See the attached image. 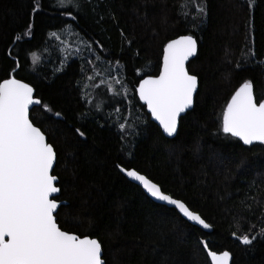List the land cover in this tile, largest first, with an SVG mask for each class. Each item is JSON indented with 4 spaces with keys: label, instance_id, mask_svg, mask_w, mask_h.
Masks as SVG:
<instances>
[{
    "label": "trees",
    "instance_id": "1",
    "mask_svg": "<svg viewBox=\"0 0 264 264\" xmlns=\"http://www.w3.org/2000/svg\"><path fill=\"white\" fill-rule=\"evenodd\" d=\"M186 1L81 0L74 20L55 0H0V78L13 59L22 63L17 78L33 84L51 110L34 108L30 119L57 150L53 174L60 178V200L68 205L60 210L58 223L63 230L99 239L107 264H160L164 257L169 264H210L201 240L208 250L228 251L231 264H264V144L243 145L217 133L220 115L244 79L254 81L258 97L264 94V0H253L251 6L247 0H203L206 15L185 21L178 8ZM29 23L31 35L17 41L16 34ZM68 24L92 52L59 67L58 53L46 52L49 34ZM185 34L197 39L188 70L198 77V91L178 133L167 139L134 89L145 75H158L163 45ZM250 50L255 59L244 63ZM32 52L40 57L36 65ZM238 60L243 71L235 69ZM100 62H119L125 96L117 86L119 95L106 92L95 101L92 94L91 103L83 98L85 77L93 76ZM105 100L96 110L94 104ZM118 123L134 126L129 131L138 135L122 138ZM117 164L139 171L186 202L212 231L152 202ZM148 220L162 225L165 234L148 230ZM244 235L256 238L244 245Z\"/></svg>",
    "mask_w": 264,
    "mask_h": 264
},
{
    "label": "snow or ice",
    "instance_id": "2",
    "mask_svg": "<svg viewBox=\"0 0 264 264\" xmlns=\"http://www.w3.org/2000/svg\"><path fill=\"white\" fill-rule=\"evenodd\" d=\"M247 3L251 6L253 0H247ZM55 6L63 8L74 20L77 17L73 16V12L78 15L82 9L81 0H55ZM185 8L193 9L200 17L206 15V5L202 0L198 3L187 0L179 6L178 15L187 21L192 13L185 11ZM38 10V5L34 3L32 11ZM32 27L29 23L27 30L16 34L15 39L19 41L30 36ZM66 27L71 29L73 26L68 24ZM49 35L60 40L56 32ZM88 51L92 52L90 46ZM196 53L197 39L193 35L185 34L169 39L163 45L159 74L145 75L134 89L139 101L146 105L151 118L158 122L161 134L166 137H174L178 133L181 114L194 106L198 77L189 72L186 62ZM100 59L97 57L98 61ZM254 59L255 54L250 50L244 57V63ZM31 61L36 65L40 62V57L32 52ZM87 63L93 62L89 60ZM235 69L244 70L241 61L236 62ZM22 71L24 65L13 59L5 78H0V264H107L99 239L63 230L58 223L60 210L68 205L60 200V178L53 174L57 150L47 141L41 128L30 119V106L51 110L37 97L33 84L17 78ZM83 71L84 69L82 73ZM113 71L117 75H112ZM119 72L117 62L115 68L109 66L104 73L107 79L99 72L85 78L95 81L99 77V85L93 84V87L104 86L107 92L116 96L119 92L115 86L124 87ZM91 96L92 93H87L83 98L91 103ZM106 103V100L95 103L94 107L99 111ZM56 115L59 116L60 113ZM81 115L86 118L85 114ZM129 127L134 129V126L118 123L122 138L138 135L134 130L130 132ZM75 132L80 137L85 136L80 128L75 129ZM217 133L238 138L244 145H252L254 142L264 144V94L261 97L256 95L252 79H244L231 95L220 115ZM194 151H200V146H194ZM242 164L243 161L237 167ZM116 167L138 182L151 197L172 205L187 221L201 225L204 229L212 227L200 214L191 210L186 202L166 194L161 185L146 175L120 164ZM145 227L161 236L165 234L163 226L158 222L148 220ZM233 235L236 233L233 232ZM255 238L244 235L240 239L244 245H251ZM199 243L205 250L208 249L205 241L201 240ZM207 256L211 258V264H229L228 251L218 254L207 250ZM160 264H169L168 258H162Z\"/></svg>",
    "mask_w": 264,
    "mask_h": 264
},
{
    "label": "rangeland",
    "instance_id": "3",
    "mask_svg": "<svg viewBox=\"0 0 264 264\" xmlns=\"http://www.w3.org/2000/svg\"><path fill=\"white\" fill-rule=\"evenodd\" d=\"M194 2L198 3L199 0H194ZM202 2H203V0H202ZM186 10L190 11L192 13L191 16L193 18L199 17L198 15H196V13L194 12L193 9L186 8ZM57 34L60 36V40H56L55 38L50 37L51 42L49 44L48 50L46 51L48 55L51 54L50 51L51 52L55 51L56 53H58L60 60L63 61V63H64V62L68 61L70 58L78 57L79 54L89 53L88 46L91 47V45L86 40L81 38L72 29H69L68 27H66L65 29L58 32ZM80 50H83V51H80ZM60 65H62V62L59 64V67H60ZM109 66L115 68L114 65H110V64L105 63V62H100L98 65V69L95 71L94 75H96V73L99 72V73H101V75L103 76L104 79H107V76L104 75V73L107 72V69ZM112 75H117V73L115 71H113ZM99 79L100 78L98 77L95 81L87 80L85 83V87H84L86 94L87 93L94 94L95 101H97V99H99L103 93L107 92V89L104 86H100L99 92L95 93L94 89L96 87H93V84L99 85ZM115 87H116V90L119 89L117 86H115ZM121 93H123L124 96L126 95V91H125L124 87L121 89Z\"/></svg>",
    "mask_w": 264,
    "mask_h": 264
},
{
    "label": "water",
    "instance_id": "4",
    "mask_svg": "<svg viewBox=\"0 0 264 264\" xmlns=\"http://www.w3.org/2000/svg\"><path fill=\"white\" fill-rule=\"evenodd\" d=\"M177 38V37H176ZM175 39V38H174ZM197 51H198V44H197ZM197 54V53H196ZM162 56H163V54H162ZM196 57V55L195 56H193V57H190L189 58V61L188 62H186V67L188 68V64L194 59ZM161 63H162V59H161ZM159 74V73H158ZM138 85V84H137ZM198 91V90H197ZM197 93V92H196ZM196 93L194 94V99H195V95H196ZM136 96H137V98H138V100H139V97H138V94L136 93ZM230 100V99H229ZM140 102V104L141 105H143V102L142 101H139ZM144 106V108H145V112L149 115V118H150V121L152 122V123H154L158 128H159V125H158V122L157 121H155V120H153L152 118H151V114L150 113H148V111H147V107H146V105H143ZM38 106H35V105H33V106H30V112L34 109V108H37ZM193 108V107H192ZM192 108L191 109H188V110H186V112L185 113H182L181 114V117H183L187 112H189V111H191L192 110ZM181 117H180V119H181ZM180 121V120H179ZM178 127H179V124H178ZM160 129V128H159ZM160 131H161V133H162V129H160ZM164 136V135H163ZM176 136V135H175ZM174 136V137H175ZM165 138H167V139H173L174 137H166V136H164ZM234 138V137H233ZM236 140H238V138H235ZM239 141V140H238ZM241 144H243V142L242 141H239ZM254 143H258V142H254ZM244 145V144H243ZM119 170V169H118ZM120 172V171H119ZM121 173V172H120ZM129 182H131V183H133V184H135L136 186H138L141 190H142V192L152 201V202H154V203H156V204H159V205H162V206H165V207H167V208H172V209H174V207L172 206V205H168L166 202H162V201H158V200H156L155 198H153V197H151L150 196V194H148L143 188H142V186H140L139 184H138V182H136V181H133L131 178H129V177H127L124 173H121ZM141 174V173H140ZM175 210V209H174ZM176 211V210H175ZM177 212V211H176ZM178 213V212H177ZM180 216V215H179ZM181 218L182 219H184L185 221H187L186 220V218H183L182 216H181ZM188 223H190V224H192V225H194V226H196V227H198L199 229H201V230H203L204 232H208V233H210L211 231H212V229L211 228H209V229H204L201 225H198V224H195L194 222H192V221H187ZM208 250V249H207ZM207 250H206V253H207ZM222 252H224V251H222ZM222 252H217L218 254L219 253H222ZM230 254V253H229ZM208 260H209V262H210V264H211V258L210 257H208ZM229 264H231V255H230V259H229Z\"/></svg>",
    "mask_w": 264,
    "mask_h": 264
}]
</instances>
